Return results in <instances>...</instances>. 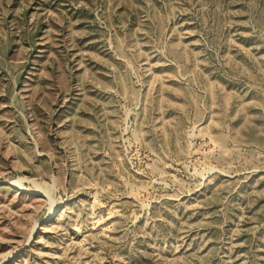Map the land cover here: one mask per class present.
Masks as SVG:
<instances>
[{"label":"rangeland","instance_id":"374dc122","mask_svg":"<svg viewBox=\"0 0 264 264\" xmlns=\"http://www.w3.org/2000/svg\"><path fill=\"white\" fill-rule=\"evenodd\" d=\"M0 264H264V0H0Z\"/></svg>","mask_w":264,"mask_h":264}]
</instances>
